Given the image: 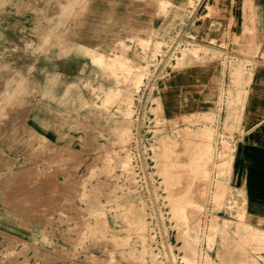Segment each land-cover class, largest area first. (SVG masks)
<instances>
[{"label": "rangeland", "instance_id": "1", "mask_svg": "<svg viewBox=\"0 0 264 264\" xmlns=\"http://www.w3.org/2000/svg\"><path fill=\"white\" fill-rule=\"evenodd\" d=\"M83 2L0 0V82L25 89L38 84L50 123L48 134L36 127L26 133L33 136L30 161L2 158L17 161L15 169L32 166L25 184H42L45 193L54 191L52 168L63 174L52 206L29 217L42 232L25 237L0 230V264H161L159 253L170 264L179 255L182 264H264V233L256 229H264V214L251 215L241 193L230 188L227 166L236 142L230 184L247 179L264 208V114L256 118L259 133L241 135L237 124L224 126V110L219 118L216 109L206 111L213 102L206 85L182 86L186 100H198L196 112H164L161 95L167 76L196 63L226 65L234 94L229 70L239 58L251 76L264 69V0H149L156 15L153 29L141 35L147 39L115 41L128 47V57L145 51L138 63L149 62L134 69L133 85L120 73V95L102 105L96 86L116 88V77L105 80L83 54L63 56L55 45L45 51L55 31L69 32L67 18ZM259 88L254 103L264 106V83ZM72 172L84 192L67 201Z\"/></svg>", "mask_w": 264, "mask_h": 264}, {"label": "crops", "instance_id": "2", "mask_svg": "<svg viewBox=\"0 0 264 264\" xmlns=\"http://www.w3.org/2000/svg\"><path fill=\"white\" fill-rule=\"evenodd\" d=\"M149 5V0H143L141 4L137 0H84L80 7L67 18V20L72 21L69 32L55 31V38L45 51L51 45H55L59 49L60 55L66 56L75 52L87 56L90 62L107 74L108 78L104 77L105 80L116 77V80L112 81L116 88H106L100 82L96 86L99 93L95 96L103 97L101 105L107 100H114L122 91L117 88L119 74L124 76L125 82L130 81L133 85L134 69L144 67L149 62L144 59V64L138 63L139 58L146 57L145 51L142 52L144 54L142 57L136 50H134L132 57H128L126 53L128 47H117L115 44V41L121 36L135 37L141 42L147 39L141 35L147 34L153 29L154 16L156 15L154 5L155 12L152 13L155 14L150 13ZM261 38L263 42L264 19H261ZM107 48L110 51L108 53ZM216 63L218 64L217 69L214 68ZM129 65L132 67L128 68ZM245 65L248 66L247 64L243 65L242 58H239L236 66L229 70L230 76L234 77L231 86L237 85L239 91H236L235 94L226 84V65L217 60H209L190 65L187 68H180L178 72L167 76V80L161 85L163 111H170L169 109L172 108L171 114L176 116L177 114L182 115V111L188 107L194 110L198 105V100H186L182 96V86L189 84L201 86L204 84L210 89L207 94L210 93L209 98L213 101L206 111L216 109V115L219 118L221 111L224 110V126L237 124L240 126L238 130L241 135L247 132L259 133L260 128L257 130L254 128L260 123L256 118L259 114H264V106H259L254 101L260 99L261 96L259 87L264 83V69L260 66L256 67L251 76L252 73H250L249 68L244 71ZM86 84L90 91L94 92L95 88L89 83ZM28 86L29 89L22 86L7 87L4 82H0V230L25 237H36L37 232L42 231L28 224L29 217L33 214L34 218L35 212L41 211L45 206H52L53 197L58 198L60 194V190L57 188L59 186L58 179L62 178L63 174L59 167L54 164L55 168H52L51 175L55 180L53 186L50 187L54 191L53 193H45L42 192V184L29 186L25 184L28 175L33 173L32 166L23 165L18 169L14 168L17 163L15 160L20 155H24L25 159L30 161V157L27 155L33 151V136L26 133L36 127L41 134H48L47 127L50 124L43 112L45 108L44 92H38L39 87L36 83H31V86ZM68 91L69 86L64 88L62 95L66 96ZM188 103L189 105H187ZM194 112L196 111L194 110ZM203 114L212 117L209 112ZM62 116L73 115L64 112ZM55 127H59V124L53 125V128ZM18 129L22 131V134L15 135L12 133ZM238 145L235 142L234 151L227 159V166L230 170L228 176L230 188L241 193L251 215L262 216L261 214H264L263 203L256 198V193H250L246 183L247 179L242 177L237 187L230 184L234 170V153ZM12 150L17 153L11 152ZM68 151L74 155L76 160L78 157L75 156L76 150L69 149ZM4 154L15 160L3 159ZM69 177L75 182L71 184L72 186L69 187L70 189L68 188L65 194L67 201L84 192L83 184L76 180L73 172ZM81 184L82 186H80ZM65 203L63 202V204ZM256 229L264 233V229Z\"/></svg>", "mask_w": 264, "mask_h": 264}, {"label": "built area", "instance_id": "3", "mask_svg": "<svg viewBox=\"0 0 264 264\" xmlns=\"http://www.w3.org/2000/svg\"><path fill=\"white\" fill-rule=\"evenodd\" d=\"M164 255H165V254H162V255H161V254L159 253V255H158V257H157V260H158L161 264H170V263H171L170 259L165 258ZM175 263H176V264H182V260H181L180 255L177 256V257L175 258Z\"/></svg>", "mask_w": 264, "mask_h": 264}, {"label": "bare ground", "instance_id": "4", "mask_svg": "<svg viewBox=\"0 0 264 264\" xmlns=\"http://www.w3.org/2000/svg\"><path fill=\"white\" fill-rule=\"evenodd\" d=\"M21 78V77H20ZM133 158H134V156H133V154H132V152H131V159H130V165H129V168L130 169H132V171H133V167H134V163H133ZM129 168H127V171L129 170ZM131 171V172H132ZM128 172H130V171H128ZM82 222H83V220H82ZM84 223V222H83ZM82 230H84V228H82Z\"/></svg>", "mask_w": 264, "mask_h": 264}]
</instances>
